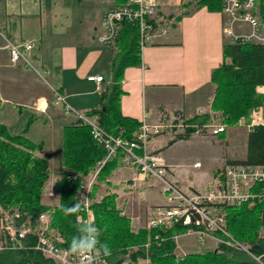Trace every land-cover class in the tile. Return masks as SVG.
I'll list each match as a JSON object with an SVG mask.
<instances>
[{
    "label": "crops",
    "instance_id": "0c3cea01",
    "mask_svg": "<svg viewBox=\"0 0 264 264\" xmlns=\"http://www.w3.org/2000/svg\"><path fill=\"white\" fill-rule=\"evenodd\" d=\"M125 1L0 0V46L5 37L16 43L32 42L30 58L42 72L40 75L22 63H12L8 51L0 49V123L7 125L10 131L22 130L30 113L36 123L42 120L52 123L58 119L62 136L64 127L77 121L67 105L84 113L100 106L102 93L111 83L116 53L115 44L99 41L103 31L102 16L106 9ZM155 1L159 15L169 18L172 25L140 51V64L125 68L121 111L140 122L146 118L154 124L176 118L188 120L212 110L215 94L212 72L224 60L223 17L221 11L200 6L176 20L177 14L189 4L193 7L197 0ZM90 75H103L104 80L97 83L88 79ZM56 91L65 97L67 105L57 100ZM174 137L166 130L151 140V150L162 153L172 145L168 144ZM167 163L172 179L184 190H201L185 186L174 170L175 164ZM196 163L199 161L194 163L199 167ZM65 169L64 165L61 172ZM125 169L131 173L124 175ZM112 172L116 175L109 176L108 180L117 193V205L131 218L132 228L137 230L146 224L139 213L127 212V204L132 197L134 204H143L147 215L145 223H148L154 209L165 203V199L161 203L146 201L150 188H157L162 194L159 184L153 179L134 180L136 170L120 159ZM216 183L215 180L214 186ZM181 246L184 250L176 252L179 256L188 253Z\"/></svg>",
    "mask_w": 264,
    "mask_h": 264
},
{
    "label": "trees",
    "instance_id": "16d2710c",
    "mask_svg": "<svg viewBox=\"0 0 264 264\" xmlns=\"http://www.w3.org/2000/svg\"><path fill=\"white\" fill-rule=\"evenodd\" d=\"M223 0H197L193 7L177 14L176 20L191 13L193 8L207 6L209 10L221 11ZM139 32L135 26L125 23L116 40L111 83L102 93L101 104L86 112L109 132L124 138L134 139L141 122L123 115L120 98L124 93L122 80L129 65L140 64ZM222 64L212 72L215 94L211 104L214 114L223 122L236 124L242 117L251 121L252 110L264 105V93L257 91L264 86V44L231 43L223 46ZM209 114L200 113L188 119L202 124ZM189 128L169 141L191 136ZM106 154L105 147L92 136L89 125L80 120L66 125L63 130V163L66 169L57 179L58 202L50 205L42 201L46 183L52 175L51 152L44 151V143L31 140L24 132L13 134L7 125L0 123V224L3 213L18 211V222H26L35 230L41 214L49 212L51 221L49 235L63 247L70 248L77 229L85 224L77 213L65 215L63 209L77 204L75 195L81 183L79 175H87L96 162ZM120 158L108 162L98 173L91 189L94 225L100 229L101 243H107L111 254L105 264H124L127 259L139 263L149 259V264H259L249 253L239 248L217 243L215 248L204 252H189L182 256L176 253L174 234H183L187 227L142 226L132 228L131 218L117 205V193L108 180ZM264 165V120L253 124L247 135V150L244 158L228 160L227 164ZM221 167L215 176L224 180ZM228 221V230L264 263V203L258 200L244 201L223 207ZM24 247L0 250V264H57L52 258L35 247L37 236L30 232Z\"/></svg>",
    "mask_w": 264,
    "mask_h": 264
},
{
    "label": "built area",
    "instance_id": "2783aa9c",
    "mask_svg": "<svg viewBox=\"0 0 264 264\" xmlns=\"http://www.w3.org/2000/svg\"><path fill=\"white\" fill-rule=\"evenodd\" d=\"M221 14L222 31L227 42L264 44V0H223ZM125 23L137 28L140 50L151 44L172 25L169 18L159 15L158 3L155 0H126L103 12V31L99 41L103 44H115ZM1 48L8 51L12 63H22L25 67L42 74L30 58L34 48L32 42L16 43L5 37ZM88 79L101 83L104 76L90 75ZM259 87H262L264 92V86ZM56 98L67 105L65 97L60 92L56 91ZM67 109L73 111L81 123L89 125L93 138L106 149L105 156L96 162L91 172L87 175H79L81 183L75 195L76 202L81 208L79 220L94 223L92 186L104 166L115 158H120L123 164L136 170L134 180L153 179L158 182L164 195L165 203L155 208L154 214L147 223L148 228L182 225L187 227V230L183 234H174L176 241L181 235L195 234L200 239L212 238L217 243H225L246 251L257 261L260 259L230 233L223 207L244 201L258 200L264 203V165L227 164L224 180L217 182L214 187L186 191L172 179L169 165L162 153L150 148L151 140L166 130L174 136L185 134L189 128L193 129L191 135L204 133L219 135L226 131L228 124L190 123L181 118L154 124L144 118L136 137L128 139L109 132L94 117L84 112L70 109L69 105ZM251 118V122L248 123L250 127L262 122L263 108L258 107L253 110ZM238 122L246 123L243 117ZM200 165V162L196 163V166ZM50 194L53 196L54 191ZM19 216L20 213L15 211L5 213L2 217L0 250L24 247V240L30 232H33L37 236L35 247L57 264H83L80 256L71 254L69 248L60 246L48 234L49 223L45 224L48 220L47 214H41L39 219L41 223L35 230H32L26 222L19 223ZM102 261L105 264L106 257H102Z\"/></svg>",
    "mask_w": 264,
    "mask_h": 264
},
{
    "label": "rangeland",
    "instance_id": "374dc122",
    "mask_svg": "<svg viewBox=\"0 0 264 264\" xmlns=\"http://www.w3.org/2000/svg\"><path fill=\"white\" fill-rule=\"evenodd\" d=\"M106 73L107 76L109 77L110 75L109 70H107ZM43 77L44 78L46 77L45 74H43ZM257 91L261 94L264 93L262 87L259 86L257 87ZM258 107L263 108V115H264V105H259L255 107L253 110H255ZM207 112L211 114V116H209L208 121L204 123H208V124L224 123L220 113L214 114L212 110ZM27 114H28V116L26 115L27 121L25 122V125H23L24 128H22V130L21 128H13L11 131L13 134L15 133L19 134L21 131H23L33 141L43 142L44 151L51 152L52 155L50 158V166L52 169V176L46 183L45 191L42 195V201L44 202L46 201V203H49L50 205H55L58 202V198H59V195L56 192L57 191L56 182L57 179L61 176L62 174L61 171L64 167L63 133L61 136L60 128H59L60 122L58 119H55L54 121H52V123L49 122L45 123V120H42L43 122L36 123L35 120L31 118V114L30 113ZM186 121L189 122L188 120ZM249 129L250 126L248 122L245 124L237 122L236 124L228 125L226 131H224L222 134L217 136L206 133L191 135L189 139L178 140L168 148L164 149L162 151V155L165 158L166 162L175 164L174 170L176 171V174L179 176V178L181 179V181L184 183L185 186L200 187L199 189L201 190H203V188L210 189L214 187L215 180L217 182L221 181L218 176H215V173L221 167H226L228 160L241 159L245 157L247 150V135ZM196 161H199L201 163L199 167L194 166V163ZM116 171H118V169ZM112 173L113 175L111 174L110 176L114 177V175H116V172H112ZM130 173L131 172L129 169H125L124 175H128ZM51 191H54L53 196L49 195ZM146 199H147L146 201L161 203L165 198L162 196V194L159 192L157 188H150L147 192ZM134 200L135 199L133 197L130 198V203L127 204V207L129 208L127 212L130 211L129 212L130 214L131 212L139 213L141 221H143V223L146 224L144 226H147V222L145 223L147 215L143 208L144 205L141 204L140 206H138L137 204L133 203ZM0 211H2L1 208ZM5 213L2 212V217L4 216ZM45 214H47V218H48V220L45 221V224L47 222L50 225L51 215L49 214V212H46ZM40 223L41 222L39 221V224ZM49 230L51 229L49 228ZM260 233L264 236V228L261 229ZM177 242H178L177 245L179 244V246H177L178 248L176 249L177 253L183 252L184 249L182 248L181 245H183V247L188 251V253L204 252L206 250L215 248L217 245L216 241H214L213 239L211 238L200 239L195 234L181 235L178 238ZM258 262L259 264H263L262 260L260 259L258 260ZM124 264H149V259H144V260L140 259L139 263H134L129 259H127Z\"/></svg>",
    "mask_w": 264,
    "mask_h": 264
},
{
    "label": "clouds",
    "instance_id": "9594fccd",
    "mask_svg": "<svg viewBox=\"0 0 264 264\" xmlns=\"http://www.w3.org/2000/svg\"><path fill=\"white\" fill-rule=\"evenodd\" d=\"M80 209L79 203L72 207H65V215L77 213ZM100 229L92 223H85L78 227L77 235L72 237L69 252L82 258L83 264H103L102 257L111 254L107 243H101Z\"/></svg>",
    "mask_w": 264,
    "mask_h": 264
}]
</instances>
